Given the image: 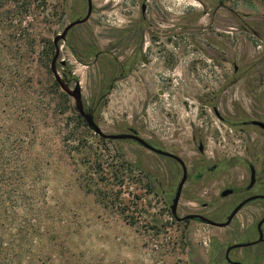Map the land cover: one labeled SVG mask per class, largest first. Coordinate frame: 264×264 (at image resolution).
Segmentation results:
<instances>
[{
    "label": "rangeland",
    "instance_id": "rangeland-1",
    "mask_svg": "<svg viewBox=\"0 0 264 264\" xmlns=\"http://www.w3.org/2000/svg\"><path fill=\"white\" fill-rule=\"evenodd\" d=\"M64 1L0 0V170L13 175L10 187L19 198L15 221L20 225L28 212L24 221L37 230L30 240L29 264H190L185 243L188 229L196 248L191 250L205 264L209 239L218 237L219 230L199 223H176L162 198L149 190L147 179L123 162L111 143L88 130L83 119L69 114L65 94L49 68ZM109 1L112 8L97 16L107 28L127 25L128 10L136 17L137 0L99 3ZM210 1L151 0L159 18H165L166 12L172 15L167 24L201 28L181 31L184 34L172 42L159 38L165 52H153L152 66L147 69L151 82L135 77L118 84L99 122L103 130L110 121L111 105L116 102V110L124 111V102H134L144 86L153 93L164 92L144 99L154 131L187 127L190 117L209 130L213 139L208 142L209 152L215 148L220 157L231 156L240 145L239 138L230 137L228 145L217 141L214 125L218 122L194 95H214L231 74L232 67L219 58L227 55L221 45L260 63L261 85L256 86L264 95V0L228 2L231 9L255 23L249 33L219 29L225 23L210 22L208 16L197 24L175 21L209 9ZM159 18L155 25L165 29L167 24ZM175 56L178 63L174 71H168L163 61ZM61 60L74 66L82 95H86L87 67L63 54ZM235 92L246 94L244 84H238ZM24 197L31 199L28 209L23 206ZM200 198L207 196L202 193ZM25 258L20 264L28 263Z\"/></svg>",
    "mask_w": 264,
    "mask_h": 264
},
{
    "label": "flooded vegetation",
    "instance_id": "flooded-vegetation-1",
    "mask_svg": "<svg viewBox=\"0 0 264 264\" xmlns=\"http://www.w3.org/2000/svg\"><path fill=\"white\" fill-rule=\"evenodd\" d=\"M232 1L236 0H211L209 9L175 21L190 20L197 24L208 16L210 22L225 23L217 26L219 29L253 31L255 23L231 9L228 2ZM137 4V15L131 17L128 3L127 25L107 28L97 16L111 9L112 1L104 5L99 0L64 1V22L58 34L71 23L75 24L66 32L61 54L88 69L85 104L92 107L107 92L99 122L118 84L135 77L142 83L151 82L147 69L152 66L153 52L155 49L165 52L158 42L160 37L172 42L184 34L181 31L201 28L192 29L183 23L167 24L166 19L172 21V15L166 12L164 20L159 18L151 0H137ZM89 9L91 13L87 17ZM219 12L225 14L219 15ZM158 18L167 24L165 29L155 25ZM220 48L227 51L226 56L219 55V58L232 67L231 74L214 95L204 93L194 95V99L217 120L218 124L214 125L217 141L228 145L230 137L239 138L240 145L231 151V156L220 157L215 148L209 152L208 142L213 141L209 130L190 117L187 127L167 128L163 133L160 129L154 131L150 126L153 116L148 112V105L144 109V99L149 95L151 100L155 94L162 96L164 92L153 93L144 86L143 93H137L134 102H124V111L116 110V102L111 105L110 121L105 130L100 127L108 138L101 139L111 143L123 162L148 179L149 190L162 198L169 211L179 195L176 217L170 212L176 223H199L219 230L218 237L209 239L205 264H264V95L256 86L260 81V63L237 50L229 51L222 45ZM163 62L168 71H174L178 59L175 56ZM66 66H71L70 61H66ZM240 83L246 92L243 96L235 92ZM202 193L206 194V200L200 198ZM188 215L201 216L216 225L229 224L219 228L197 219L177 220Z\"/></svg>",
    "mask_w": 264,
    "mask_h": 264
},
{
    "label": "water",
    "instance_id": "water-1",
    "mask_svg": "<svg viewBox=\"0 0 264 264\" xmlns=\"http://www.w3.org/2000/svg\"><path fill=\"white\" fill-rule=\"evenodd\" d=\"M145 6H142V11H144ZM91 10H88L87 17L90 15ZM264 19V17H263ZM64 19H62L60 25L53 34V51H52V59L49 64L50 71L53 75L54 81L60 88V90L67 95L68 97V105H69V113L70 115L79 116L81 117L88 128L92 133L99 136L102 139H107L108 136L102 132L100 126H99V117L102 112V107L95 106L90 107L89 105L84 103L83 95H82V88L80 86V80L79 78L74 74V66H66V61L61 60V44L65 40L66 32L75 24L71 23L66 27V29L59 33L60 27L63 25ZM261 85V80L258 83ZM104 105V102H103ZM179 195H177L174 199L173 205L170 207V212L173 216L176 217V207L178 203ZM239 210V207L235 209L232 213V216L236 214V212ZM199 220L201 223L209 224L212 226H216L219 228L226 227L229 223L225 224H219L216 225L206 219H204L201 216L198 215H188L184 219H178L177 220ZM191 233V229H188L185 233V243L188 247V260L190 264H202V260L200 259L197 252H193V257L190 256L191 248L194 250L196 249L190 242L189 234Z\"/></svg>",
    "mask_w": 264,
    "mask_h": 264
},
{
    "label": "trees",
    "instance_id": "trees-1",
    "mask_svg": "<svg viewBox=\"0 0 264 264\" xmlns=\"http://www.w3.org/2000/svg\"><path fill=\"white\" fill-rule=\"evenodd\" d=\"M52 51L53 48L51 50V59ZM106 93L107 92H105L104 95L98 99L92 107L99 106L103 108V102L105 104L104 98ZM65 97L68 105L69 99L66 95ZM69 108L70 107L68 105V112ZM76 117L81 118L79 116ZM12 176L13 175L11 174L5 175L4 170H0V264H20V260L24 259L25 257L27 258H25V260L28 262L27 264H29V257L31 256L30 250L32 248V243L30 240L32 236L37 234V230L32 225H29L28 222L24 221L29 215L28 212H26V216L23 217L22 223L20 225L15 221L14 209L19 206V198L17 197L15 191L11 189L12 182H14ZM3 187H10V189L8 191H2ZM23 199L24 208H30L31 199L29 197H24ZM11 229H15V233L11 234L9 232Z\"/></svg>",
    "mask_w": 264,
    "mask_h": 264
}]
</instances>
